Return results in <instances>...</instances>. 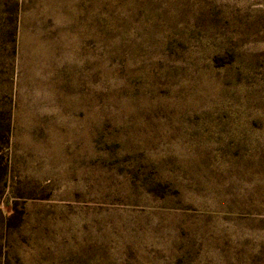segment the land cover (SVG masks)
<instances>
[{"label": "rangeland", "instance_id": "1", "mask_svg": "<svg viewBox=\"0 0 264 264\" xmlns=\"http://www.w3.org/2000/svg\"><path fill=\"white\" fill-rule=\"evenodd\" d=\"M0 264H264V0H0Z\"/></svg>", "mask_w": 264, "mask_h": 264}]
</instances>
